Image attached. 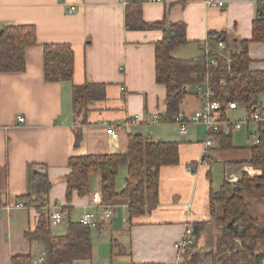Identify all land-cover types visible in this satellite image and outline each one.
Segmentation results:
<instances>
[{
    "label": "crops",
    "instance_id": "1",
    "mask_svg": "<svg viewBox=\"0 0 264 264\" xmlns=\"http://www.w3.org/2000/svg\"><path fill=\"white\" fill-rule=\"evenodd\" d=\"M141 1L146 22L186 24L188 43L173 51L175 57L182 59L200 56L211 32H225L234 48L239 40H251L260 3V0ZM126 7V0H0L2 25L32 24L37 30V44L27 49L26 69L0 73V264H12L16 255L35 257L44 249L39 241L25 237V232L38 224V209L9 207L16 196L37 195L29 165L47 171L52 184L48 199L64 207L68 205L65 177L71 173L68 166L71 156L125 153L128 136L133 132L152 140L179 143L180 162L161 169L159 203L155 209L129 221L128 200L116 198L112 202L115 215L102 223L101 229L97 228L100 232L109 228L111 242L120 247L111 257V264H173L177 251L174 245L181 239L185 226L205 223L206 227L214 219L210 191L211 187L219 188L216 173L221 171L226 179L231 172L241 173L245 167H253L249 161L251 147L256 143L238 146L233 141L234 130L230 132L234 148L218 145L210 149L207 163L203 164L205 137L201 140L197 134L202 123H191L185 136H170L167 124L173 122L164 120L166 87L156 81L155 70V46L163 38V30L127 28ZM51 43L72 45L75 55L72 82L46 81L44 45ZM249 52L251 69L264 70V42H250ZM87 82L105 83L107 95L89 103L86 121L81 122L74 116L72 90L73 84ZM189 89L192 91V86ZM201 106L200 98L191 93L183 99L180 111L191 116ZM240 107L241 104L232 111ZM156 113L160 119L151 123L150 118ZM135 115L140 118L136 124L129 128L121 124ZM19 116L25 120L19 122ZM110 124L116 127L118 138L107 134L106 126ZM246 129L252 134L257 128L247 125ZM78 131L83 133V140L77 147ZM121 171L126 177L128 168L122 166ZM256 174L260 176L262 169L257 168ZM101 183V175H94L89 194L82 197L75 192L73 210L64 212V219H71L75 212H79L80 218L85 210L94 208L92 194L101 192ZM203 232L204 229L197 235L198 244ZM96 249L93 241V254ZM191 251L192 248L182 251L183 264H192ZM210 256L199 264H209Z\"/></svg>",
    "mask_w": 264,
    "mask_h": 264
},
{
    "label": "trees",
    "instance_id": "2",
    "mask_svg": "<svg viewBox=\"0 0 264 264\" xmlns=\"http://www.w3.org/2000/svg\"><path fill=\"white\" fill-rule=\"evenodd\" d=\"M126 27L129 29L161 28L163 38L155 46L156 81L166 87V112L164 120L173 122L181 112L183 99L193 93L189 87L210 74L215 89V99L224 104L237 102L245 105L250 113L257 106L263 107L259 95L264 93V70H253L250 67V42H264V3H259L258 18L253 24L251 40L229 41L225 32H211L212 45L217 41L226 42V52L231 58L228 68L220 64L214 68L208 66L202 54L194 59L175 57L173 51L188 43L186 24L183 21L167 23H148L143 19L142 1L126 0ZM37 44L35 25H2L0 23V73L22 72L27 66V49ZM75 70L74 49L68 43H51L44 45V76L46 81L72 82ZM224 81V83H222ZM105 83L87 82L73 84V112L81 122L86 121L88 105L94 100H103L107 95ZM260 142L251 147L252 157L249 164L262 169L260 176H249L244 173L239 181L226 179L218 189L211 187L210 210L213 217L225 223L220 236L223 244L232 249L241 245L250 253V260L240 264H262L264 254L257 252V243L264 240V223H260L251 209L246 194L264 188V126L258 127ZM219 145L224 149L234 148L232 134L217 132ZM83 140V133H76V146ZM180 162L179 143L177 141L152 140L142 133L133 132L128 136V149L118 154H87L71 156L68 166L71 173L65 177L67 184L66 200L63 212L73 210L72 198L76 192L86 196L91 192L92 178L101 175V193L103 200L113 202L116 198L128 200L129 220L152 212L159 203V187L163 166ZM122 166L128 168L126 182L121 191L116 189V180ZM30 180L36 183L37 195L31 193L16 196L12 204L24 202L28 207H35L39 212V221L35 229L25 232L30 241H39L48 254L47 264H80L93 256L92 228L79 220L70 221L67 231L55 234L52 230L50 215L43 208L51 189L47 171L35 173L37 166L29 165ZM220 213H219V211ZM102 223L98 229H101ZM194 232L200 235L205 223H193ZM114 243V242H113ZM240 243V244H239ZM118 244V243H117ZM196 243L191 247L195 248ZM196 249V248H195ZM206 254L203 258L207 257ZM30 254L12 257V264H31ZM197 255H192V264H199ZM131 264H156L133 262Z\"/></svg>",
    "mask_w": 264,
    "mask_h": 264
},
{
    "label": "built area",
    "instance_id": "3",
    "mask_svg": "<svg viewBox=\"0 0 264 264\" xmlns=\"http://www.w3.org/2000/svg\"><path fill=\"white\" fill-rule=\"evenodd\" d=\"M125 1V0H122ZM150 3H163L164 0H145ZM261 3H264V0H260ZM212 5H215V2H209ZM219 5H223V2H219ZM74 7L70 8V11H73ZM208 66L217 68L220 64H225L228 68L231 65V58L228 52H226V42L217 41L215 45H212L211 39L209 36L204 41L202 46V53ZM224 83V81H222ZM192 91L197 95L201 102L202 106L197 110L193 115L186 116L184 113L179 112L173 120V123L177 124L181 134L186 135L189 130V125L191 123H202L207 129V135L203 140V158L201 164L207 163L208 153L210 149L219 145V139L217 132L222 131L223 133H230L235 129H240L243 125H255L256 130L253 135H256V144H259L260 138L258 133V127L264 126V107L257 105L252 112L246 114L239 120H231L229 118V112L235 110L239 107L237 102H229L224 104L220 100L215 99V89L211 83L210 74H207L203 80L198 81L192 85ZM139 115L127 118L121 124L129 128L131 125L136 124L139 121ZM160 119V114H153L150 118L151 123H156ZM25 118L23 116L18 117L19 122H23ZM106 132L112 138H118L119 133L114 125H107ZM193 170V166L189 167ZM251 169V170H250ZM243 172H231L227 176V180L230 182L239 181L242 174L247 173L251 177L257 176V168L255 167H245L242 169ZM92 206L85 210L81 215L79 221L89 227L98 228L101 223H105L108 220L112 219L115 215V205L111 202H106L103 200L101 192H94L92 194L91 200ZM28 207L24 202H19L16 204L9 205V207ZM44 209H47L50 215L52 226H58L64 221V212L62 206L46 201L43 205ZM126 221V219H125ZM197 236L194 232L192 225H186L184 228V233L175 245L174 248L176 251V257L173 264H183L181 260L182 251L191 248L196 243ZM48 254L45 249H42L38 254L32 258L31 264H47ZM85 264H101L89 262Z\"/></svg>",
    "mask_w": 264,
    "mask_h": 264
},
{
    "label": "rangeland",
    "instance_id": "4",
    "mask_svg": "<svg viewBox=\"0 0 264 264\" xmlns=\"http://www.w3.org/2000/svg\"><path fill=\"white\" fill-rule=\"evenodd\" d=\"M259 100L264 107V93H261L259 95ZM246 112H247V109L245 105L241 104V107L237 111L229 112V118L231 120H236L239 117H241L242 114H245ZM78 119H82V116H79ZM167 125L170 130L171 137L183 136V134L179 133V129L177 125H175L174 123H168ZM246 126L247 124L243 125L242 129H236L233 131V141L238 146H248V145L255 144L256 135L251 134L250 131L248 132L246 129ZM197 134H198L199 139L201 140L204 137H206L205 135H207V129L205 125H200L199 131ZM218 166L219 164L216 165L217 168ZM221 170H222V165H221ZM125 175L126 174L122 173L121 171L117 177L116 189L118 191H121L124 187V184L126 182ZM223 180H224L223 173L221 171H218L215 177V183L217 184V187H220L219 185L222 184ZM246 198L250 202L251 209L254 212L255 216L258 218V221L261 224L264 223V188L255 189L247 193ZM79 216H80L79 212H75L71 215V219L66 217V219H64V222L62 224L58 226H52L53 232L58 233V234L65 233L67 231V227L70 221H77ZM213 218L214 219L212 220L211 224L206 226L204 228V232L201 234V237L199 240L200 242L199 244L197 243V246L195 247L198 249L192 248V251H191L192 255L195 253L198 257L197 258L198 260V259H202L206 254H209L208 256H210L211 253H214L213 256H210L207 258V262L209 264H213V262H215L216 264H232V263L240 264V263L250 260V257H251L250 253L246 249L241 247V245H238L236 246L235 249H232L229 244L227 245V244L222 243L220 236L223 233V227H225L226 225L224 222L218 220L216 217H213ZM121 222L122 220H119L118 222L120 229L122 227ZM92 235L94 239L93 240L94 246L95 248H97L93 254L92 261L94 263L99 262L101 264H111V257L115 256L114 255L115 252H119L120 247L111 242L110 237H109V228L105 227L103 232H100L97 228H93ZM199 245L202 248L199 247ZM257 252L264 254V240H261L257 243ZM219 256L221 257L218 260L217 258ZM89 262L90 260H87V261L82 262L81 264H85ZM262 264H264V256L262 258Z\"/></svg>",
    "mask_w": 264,
    "mask_h": 264
},
{
    "label": "water",
    "instance_id": "5",
    "mask_svg": "<svg viewBox=\"0 0 264 264\" xmlns=\"http://www.w3.org/2000/svg\"><path fill=\"white\" fill-rule=\"evenodd\" d=\"M40 171H41V168H36V169L34 170L35 173H39Z\"/></svg>",
    "mask_w": 264,
    "mask_h": 264
}]
</instances>
